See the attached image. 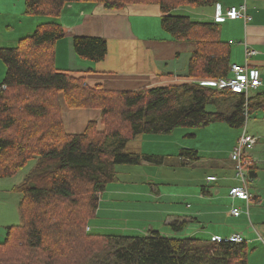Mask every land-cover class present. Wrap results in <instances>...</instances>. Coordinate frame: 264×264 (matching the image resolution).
<instances>
[{
  "label": "trees",
  "instance_id": "trees-1",
  "mask_svg": "<svg viewBox=\"0 0 264 264\" xmlns=\"http://www.w3.org/2000/svg\"><path fill=\"white\" fill-rule=\"evenodd\" d=\"M76 2L98 3L115 11L130 4H157L161 29L174 41L193 45L184 76L191 81L113 90L90 87L83 75H75L89 70L58 69L56 44L70 33L58 19L67 5ZM23 3L24 15L52 20L43 22L41 18L42 23L19 39L15 47H0V61L6 68L0 82V178L14 176L36 158L35 166L15 188L22 198L21 223L6 228L0 242V264H248L244 239L241 243H218L211 238L164 237L158 232L121 236L87 230L101 194L108 184L117 181V165H137L144 160L154 163L156 159L161 163L157 156L126 153L128 142L140 135H168L178 128H199L219 121L242 128L248 116L264 109L255 101L257 96L249 94L256 90L237 94L200 84L203 79L230 76L234 64L230 43L220 39L217 22L194 21L189 14L173 11L213 7L217 0ZM72 49L81 59L99 62L107 54V43L100 37L77 36L72 39ZM245 63L258 71L248 58L239 65ZM219 97L235 99L231 111L207 112L205 107ZM62 106L98 109L99 122H88L83 132L68 134ZM179 157L187 163L199 159L194 149H181ZM247 171L250 181L256 178L254 162H249ZM185 223L173 221L170 226L178 230Z\"/></svg>",
  "mask_w": 264,
  "mask_h": 264
},
{
  "label": "rangeland",
  "instance_id": "rangeland-1",
  "mask_svg": "<svg viewBox=\"0 0 264 264\" xmlns=\"http://www.w3.org/2000/svg\"><path fill=\"white\" fill-rule=\"evenodd\" d=\"M243 5L245 6V4ZM0 10H3L0 12L3 14L15 11H18L19 14V18L15 16L12 18L10 15L0 17V45L5 42L3 45L6 47L17 45L15 38L11 40L13 37L19 35L22 38L30 35L42 21L52 20L41 17V21L40 17L24 15L23 0H14L10 4L4 1ZM194 11L195 13L191 15V19L194 21L212 19V6L182 7L180 13L188 14ZM197 11L203 12L204 15H196ZM5 20H10V23L9 21L5 22ZM32 23H36L35 28L29 32L26 28ZM5 25H9L10 28H4ZM225 25L220 23L219 28L222 29ZM2 28L6 32L8 30L14 34L9 35ZM220 39L223 41L224 37L221 35ZM224 41L229 42L231 49H234L235 54L240 57V60L235 62L243 64L245 51L241 52L244 42L241 26L228 31ZM231 55L233 61L234 52ZM4 66L3 62L0 61V82L4 77ZM171 67L170 64L168 68ZM249 94L253 95L254 91H250ZM234 103L233 97H219L216 102L207 105L205 110L207 112L217 110L229 113ZM62 107V119L63 110H97L100 113L98 109ZM244 127L246 133L256 139V143L251 149L245 151L243 158L247 160L246 164L252 161L250 158L254 159L258 167V175L249 182L248 188L258 194L264 202V123L262 114H252L248 116L242 128L231 127L226 122L219 121L199 128H178L168 135H140L128 142L124 150L126 153L154 155L161 158L162 163H157L160 159H156L154 163L141 162L137 165H117L115 168L117 181L107 185L100 196L95 217L88 221L87 227L90 233L143 236L150 232H158L161 236L171 238L209 239L213 233L225 230L224 225L226 224L224 223L245 218L247 226L242 230L252 231L257 236L258 224L253 219L254 208H257V205L252 202L246 206L245 201L235 200L234 206L240 208L242 216L240 215L239 219H235L237 217L224 219L232 203L231 198L227 196L229 188L233 184V180L235 183H239L235 177L234 163L230 159V154ZM98 129L101 130L102 127L98 126ZM181 149L196 150L199 159L191 163L184 162L179 157ZM35 164L36 158L30 160L14 176L0 178V232H2L0 242L4 240L7 227L21 223L19 205L22 198L15 188L23 182ZM210 175L213 176V180L207 179L209 178L207 176ZM207 191L210 192V195L206 193ZM194 211H198V213L193 214ZM177 217H181V219L183 217L188 219L196 217V221H188L182 226L179 225L178 230H174L170 224L173 221L182 224L183 221L178 220ZM247 263L264 264V244L262 242L257 241L248 245Z\"/></svg>",
  "mask_w": 264,
  "mask_h": 264
},
{
  "label": "crops",
  "instance_id": "crops-1",
  "mask_svg": "<svg viewBox=\"0 0 264 264\" xmlns=\"http://www.w3.org/2000/svg\"><path fill=\"white\" fill-rule=\"evenodd\" d=\"M4 1L10 4V2L14 0H0V6L4 4ZM243 4H245V12L250 17V20L244 23L242 19L229 20L223 17V20L217 21V23L226 24L225 27L220 29V36L222 35L224 37L223 41L226 40L228 31L240 28L241 26L244 34L241 52H244L246 49L255 52L248 62L251 66L258 69L261 78V86L254 92L253 96H257L255 101L264 105V0H217V3L212 7V15L214 16L216 10L217 12L221 10L222 14H224L223 11L231 7L239 8L238 6L241 7ZM249 6L253 7L249 8ZM181 9L182 8H178L173 12L179 13ZM2 11L3 10H0V12ZM194 13L195 11L192 13L189 12L188 14L191 16ZM2 15H10L12 18H14V16L19 18L18 11L6 14L0 13V17ZM196 15L204 14L201 11H197ZM159 19L160 9L155 3L130 4L124 9L116 11L107 10L98 3H71L63 9L58 19L60 24L70 29V33L56 44V67L61 70L69 71L86 72L89 70L87 73H75V75H83L87 84L90 86L100 85L106 89L113 90H133L145 86L152 88L188 83L191 80L184 76L186 75L188 61L193 51V45L188 42L174 41L171 39V37L161 29ZM212 19H200L198 21H212ZM8 21L10 23V20H5V22ZM35 24L36 23L28 25L26 29L29 30V32L32 31L35 28ZM4 28L8 29L10 26L5 25ZM6 33L9 35L14 34L10 33L8 30ZM77 36L103 38L107 43V54L104 60L93 62L77 57L72 49V39ZM14 38L15 42L21 39L19 35L13 37L11 40H14ZM3 44H5V42H3L0 47H6ZM238 49L237 47V50ZM233 52L234 59L233 61L231 60V62L238 64L235 61L240 60V57L235 54L234 49H231V54ZM170 64L172 67L168 68ZM263 110L262 107L259 108L254 115L262 114L264 123ZM99 118L100 113L97 110H63L65 130L72 134L81 133L88 122H98ZM129 154L139 156L148 155L143 153ZM250 159L257 166V162L252 158ZM141 162L150 163L145 160ZM257 175L258 167L256 177ZM207 177L213 176L210 175ZM232 183L231 187L238 185L237 182L235 183V180H233ZM249 191L252 195L251 199H253L250 202L257 205V208H254L253 216L254 221L258 224L256 230L257 236H255L252 231L242 230L247 226V220L245 218L239 219V216L235 218L239 220L233 219L234 221L231 223H224L226 224L224 225L225 230L219 233H213L210 238L213 236L225 238L233 234H239L246 241L247 245L254 244L257 241L264 244V202H262L260 196L254 191H251V189ZM206 193L210 195L209 191ZM235 200L244 202L240 199H234L232 200L231 208L236 207L234 206L236 203ZM230 210H228L224 216L225 220L228 218L232 219L233 216H231ZM196 213H198V211L193 212V214ZM177 219L183 220L182 222L191 220L196 221V217L190 219L186 217L182 219L181 217H177ZM246 233L247 235H245ZM0 238H2V232H0ZM255 238L257 239L256 241Z\"/></svg>",
  "mask_w": 264,
  "mask_h": 264
},
{
  "label": "built area",
  "instance_id": "built-area-1",
  "mask_svg": "<svg viewBox=\"0 0 264 264\" xmlns=\"http://www.w3.org/2000/svg\"><path fill=\"white\" fill-rule=\"evenodd\" d=\"M240 8V9H239ZM238 9L235 7H231L227 9L224 14H222L221 10L219 12H215L213 16V21L217 22L223 20V17L229 20L243 19L244 22L250 20V17L245 15V6H241ZM255 52L250 51L248 49L245 50V58L251 57ZM248 64L239 65V64H231L230 67V76L223 79H203L200 80V84L205 86H213L219 90H229L232 93H244L247 94L249 90H257V88L261 85V80L259 78V72L254 69H249ZM256 143V139L246 133L245 127L241 135L238 137L236 146H234L230 159L234 163V170L236 173V179L239 181L238 185L231 187L228 191V196L234 199H240L246 202V206L251 201V194L248 191V166L249 163L246 164L247 160H244V153L246 150L251 149ZM243 159V160H242ZM208 180H213L214 178L209 177ZM230 214L233 217H239L241 214L240 208L232 207L230 210ZM88 230V228H87ZM211 240L215 242H231V243H241L243 242V238L239 234H233L228 237H219L213 236Z\"/></svg>",
  "mask_w": 264,
  "mask_h": 264
},
{
  "label": "bare ground",
  "instance_id": "bare-ground-1",
  "mask_svg": "<svg viewBox=\"0 0 264 264\" xmlns=\"http://www.w3.org/2000/svg\"><path fill=\"white\" fill-rule=\"evenodd\" d=\"M244 159V158H243ZM249 163V162H248ZM219 243V242H218Z\"/></svg>",
  "mask_w": 264,
  "mask_h": 264
}]
</instances>
